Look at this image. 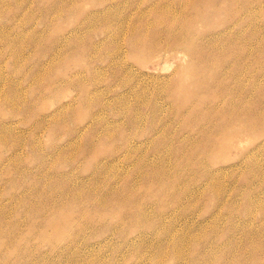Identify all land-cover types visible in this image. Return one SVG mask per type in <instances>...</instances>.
Here are the masks:
<instances>
[{
  "label": "rangeland",
  "instance_id": "obj_1",
  "mask_svg": "<svg viewBox=\"0 0 264 264\" xmlns=\"http://www.w3.org/2000/svg\"><path fill=\"white\" fill-rule=\"evenodd\" d=\"M263 113L264 0H0V264H264Z\"/></svg>",
  "mask_w": 264,
  "mask_h": 264
},
{
  "label": "bare ground",
  "instance_id": "obj_2",
  "mask_svg": "<svg viewBox=\"0 0 264 264\" xmlns=\"http://www.w3.org/2000/svg\"><path fill=\"white\" fill-rule=\"evenodd\" d=\"M190 1H191V0H190ZM186 2H187V1H186ZM160 6H161V5H160ZM162 9H164V8H162ZM160 10H161V9H160ZM181 23H182V22H181ZM183 24H184V23H183ZM185 24H186V23H185ZM181 28H182V27H181ZM118 29H119V28H118ZM121 29H122V28H121ZM132 32H133V31H132ZM146 36H147V35H146ZM225 36H226V35H225ZM185 37H186V36H184V38H185ZM217 37H218V36H217ZM217 37H216V38H217ZM226 37H227V36H226ZM186 38H187V37H186ZM181 39H182V38H181ZM227 39H228V38H227ZM182 40H183V39H182ZM233 40H234V39H233ZM169 41H170V40H169ZM183 41H184V40H183ZM194 41H195V40H194ZM166 42H167V41H166ZM189 42H190V41H189ZM225 42H226V41H225ZM228 44H229V42H228ZM211 45H212V44H211ZM165 47H166V46H165ZM185 47H186V46H185ZM229 47H230V46H229ZM234 48H235V47H234ZM164 49H165V48H164ZM195 49H196V48H195ZM207 49H208V48H207ZM226 49H227V48H226ZM196 51H197V50H196ZM204 51H205V50H204ZM193 52H194V51H193ZM185 53H186V52H185ZM189 53H190V52H189ZM195 53H196V52H195ZM203 53H205V52H203ZM201 54H202V53H201ZM199 55H200V54H199ZM201 56H202V55H201ZM201 56H200V57H201ZM204 56H205V55H204ZM204 56H203V57H204ZM206 56H208V55L206 54ZM220 58H221V57H220ZM223 58H224V57H223ZM206 59H207V58H206ZM201 60H202V59H201ZM204 60H205V59H204ZM204 60H203V61H204ZM205 61H206V60H205ZM201 62H202V61H201ZM209 62H210V61H209ZM202 63H203V62H202ZM209 64H210V63H209ZM211 64H212V62H211ZM211 64H210V65H211ZM204 65H205V63H204ZM219 95H220V94H219ZM218 97H219V96H218ZM221 98H222V97H221ZM210 99H211V98H210ZM213 99H214V98H213ZM221 100H223V99H221ZM229 101H230V100H229ZM248 102H249V101H248ZM251 102H252V101H251ZM227 103H228V102H227ZM233 103H234V102H233ZM247 104H248V103H247ZM247 104H246V105H247ZM234 105H236V103H235ZM237 105H238V104H237ZM244 105H245V104H244ZM246 105H245V108H244L245 110H246L247 106H249V105H247V106H246ZM226 106H228V105H226ZM232 106H233V105H232ZM239 106H241V105H239ZM261 106H262V105H261ZM261 106H260V107H261ZM212 107H213V106H212ZM221 107H223V106H221ZM228 107H229V106H228ZM243 107H244V106H243ZM252 107H253V106H252ZM213 108H214V107H213ZM223 108H224V107H223ZM231 108H232V107H231ZM239 108H240V107H239ZM248 108H249V107H248ZM216 109H217V108H215V110H216ZM227 109H228V108H227ZM232 109H233V108H232ZM235 109H236V107H235ZM235 109H234V110H235ZM256 109H257V108H256ZM261 109H262V108H261ZM213 110H214V109H213ZM213 110H212V111H213ZM215 110H214V112H216ZM222 110L224 111V109L221 108V111H222ZM225 110H226V109H225ZM228 110H229V109H228ZM248 110H249V109H248ZM252 110H253V109H252ZM221 111H219V113H220ZM229 111H231V110H229ZM232 111H233V110H232ZM217 112H218V110H217ZM217 112H216V114H218ZM225 112H226V111H225ZM225 112H224V113H225ZM250 112H251V110H250ZM252 112H253V111H252ZM252 112H251V113H252ZM254 112H256V111H254ZM222 113H223V112H222ZM227 113H229V112H227ZM235 113H236V112H235ZM235 113H234V114H235ZM257 113H260V112L258 111ZM220 114H221V113H220ZM225 114H226V113H225ZM232 114H233V113L231 112V116H232ZM234 114H233V116H234ZM263 114H264V113H263ZM227 115L229 116L230 114H227ZM227 115H226V116H227ZM237 115H238V113H237ZM239 115H240V114H239ZM250 115H252V114H250ZM256 115H257V114H256ZM256 115H255V116H256ZM231 116H230V117H231ZM235 116H236V115H235ZM258 116H260V115H258ZM261 116H262V115H261ZM259 118H260V117H258L257 120H258ZM231 119H232V117H231ZM228 120H229V119H228ZM259 120H261V119H259ZM228 122H229V121H228ZM257 122H258V121H257ZM224 123H225V122H224ZM224 123H223V124H224ZM226 123H227V122H226ZM220 124L223 125L222 123H220ZM258 124H259V123H258ZM218 125H219V124H218ZM221 125H220V126H221ZM226 125H227V124H226ZM230 125H231V123H230ZM255 125H256V124H255ZM255 125H254V126H255ZM228 126H229V125H228ZM257 128H258V127H257ZM208 137H209V136H208ZM212 139H214V138H212ZM260 146H261V144H260ZM260 146H259V147H260ZM263 147H264V146H263ZM261 148H262V147H261ZM208 159H209V158H208ZM206 161H207V160H206Z\"/></svg>",
  "mask_w": 264,
  "mask_h": 264
}]
</instances>
